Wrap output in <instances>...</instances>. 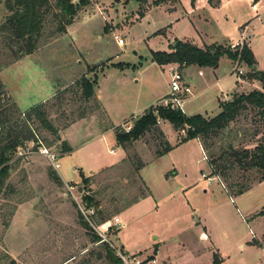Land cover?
<instances>
[{"label":"rangeland","instance_id":"1","mask_svg":"<svg viewBox=\"0 0 264 264\" xmlns=\"http://www.w3.org/2000/svg\"><path fill=\"white\" fill-rule=\"evenodd\" d=\"M219 2L198 0L197 22H191L179 19L183 9L194 5L190 0L166 2L176 4L175 9L152 8L140 20L136 0H90L63 34H54L57 23L52 9L38 41L37 49L42 50V55L36 57L39 60L29 57L14 67L9 64L21 57L19 45L0 31V78L17 107L31 109L61 88L64 94L51 99L43 109L58 134L76 121L88 119L64 134L72 150L65 156L56 151L60 165L57 172L31 142L12 158L0 192V247L14 218L12 229L5 233V245H37L36 251H29L36 255L24 258V264H108L104 243H94L97 236L90 227L82 226L81 220H85L67 196L65 185L61 180L55 183L49 173L81 186L84 193L79 199L84 205L86 196L92 198L98 205L94 224L119 218L126 206L146 194L140 174L149 190L148 198L121 213L120 242L114 241L116 229L111 231L114 236L108 237L114 245L122 243L128 252L150 249L149 254L156 247L158 261L167 256L178 264H209V237L219 255L215 254L222 259L220 264H264V215H258L264 212V184H258L264 172L242 170L229 156L230 150L251 152L264 142V119L256 109L247 107L225 129L179 143L158 160L152 154L154 149H163L159 146L161 140L154 131L145 133L124 145L125 157L119 164L86 178V183L77 177L79 169L88 165L96 168L100 162L113 163L121 156L119 152L117 156L110 153L115 147L112 133L84 151L83 143L95 138L102 127H111L121 117L138 113L152 98L169 90V78L152 62L151 52L165 51L171 37L182 40L203 36L233 49L228 43L239 42L240 29L250 24L245 45L251 48L258 70L264 73V4L221 0L219 6ZM253 5L258 7L256 12L251 9ZM6 16L4 0H0V26ZM257 16L260 19H255ZM158 32L162 33L156 35ZM115 37L124 44L118 45ZM232 64L224 56L215 71L189 68L195 97L184 102L185 115L201 114L210 119L218 114L223 96L228 95L230 102L254 90L248 84L251 80L247 79V84L240 80L252 69L240 63L242 75H237L232 73ZM46 69L52 81L46 79V71L42 73ZM82 73L93 84L101 109L92 98L85 99L77 85ZM8 97L4 90L0 109L6 110L1 115L8 120L5 134L9 128L22 127L21 111L12 109L14 104L7 101ZM159 108L152 107L154 112ZM135 120L127 124L133 127ZM117 128L123 131L121 125ZM163 128L170 144L175 145L177 135L170 124L165 123ZM30 129L50 152L61 147L60 139L56 141L37 121L30 123ZM140 165L144 166L139 169ZM168 172L174 175L171 181L165 178ZM240 188L250 190L237 197L228 193ZM146 255L139 256L152 259ZM10 262L0 248V264Z\"/></svg>","mask_w":264,"mask_h":264},{"label":"trees","instance_id":"2","mask_svg":"<svg viewBox=\"0 0 264 264\" xmlns=\"http://www.w3.org/2000/svg\"><path fill=\"white\" fill-rule=\"evenodd\" d=\"M89 1L90 0H77V3L74 4V0H4V6L8 12V16H6L5 22L0 26V31L6 35V39L19 45L18 55H30L38 48V41L41 38L47 17L52 9L56 11L53 12L52 15L57 23V29L54 34H63L65 33L66 28L73 22L77 12L81 8L88 5ZM136 1L139 4L138 17L142 18L148 5H151V7H157L168 1L171 2L172 0ZM190 1L191 4H193L195 0ZM258 1L259 0H253V2ZM159 33L162 32H158L156 35ZM169 49L170 52H151L152 62L158 66L178 64L180 66L183 65L185 68L189 66H197L199 68L215 69L222 57L225 56L232 61L237 60L239 57L240 63H244L247 67L252 69L249 76L245 78L251 81H258L261 84V90H253L248 94H241L230 102L220 104L219 113L210 119H206L201 115L188 117L180 112L164 108H159L156 112H154L151 107L141 116L136 118L132 129L128 133H123L121 130H118V128H115V140L117 145L124 147V145L130 144L131 142L143 137L145 133L154 131L157 134V138L161 140L159 146L161 144L163 147L160 151L156 149L155 155L156 157H161L168 153L171 150V147L164 140L162 133L157 129L158 118L162 121H167L177 133H180L181 130L185 131V137L182 138L179 136L180 142H186L189 139H196L199 136L207 137L212 132H218L225 129L228 124L234 121L241 111L247 109V107L256 109L258 111V115L264 119V73L256 70V61L251 50L246 45H244L239 52L237 49L232 50L224 44H212L210 46L199 48L188 42L174 40L173 45H170ZM19 58L20 57L15 59V61ZM77 85L80 86L84 98H92L97 103V107L100 109L99 104L95 99L93 84H91V82L82 75L77 81ZM4 90L5 88L0 80V99L4 97ZM63 92L64 89H60L53 98L59 94H64ZM8 100L11 99L8 97L7 101ZM50 101L51 100L36 105L26 112H20L22 116V127L18 130L13 127L9 128L6 134L4 132V125L8 122V120H6V118H1V115H3L6 110L4 112V110L0 109V192L2 184L5 178L8 177L9 171L11 170L9 163L19 149H24V145L28 142L34 143L36 149L40 146L44 147L41 141L36 138L34 131L30 129V123L32 121H37L42 129L48 131L55 137L56 141H58V129L54 127L48 119H46L45 111L43 110L45 105ZM15 107L16 106L14 104L12 109L17 110ZM60 152L63 154L69 153L71 152V149L65 142H62ZM229 156L232 163L238 165L242 170L258 169L264 172V142L256 146L251 152L247 150L240 152L230 150ZM141 167L143 166L140 165L139 169ZM49 177L55 183H60L59 177L54 174V172H50ZM81 178V181L86 183L87 179L84 177ZM262 181H264V175L261 177L260 182ZM249 190L250 189L247 188H240L234 193H230L229 191L228 193L231 196L237 197L243 195ZM146 195L147 194L142 196L140 199L146 197ZM84 199L88 208H94L95 211L98 209V205L92 200V198L86 196ZM140 199L132 201L123 210L137 203ZM96 214H98V211H96ZM258 215L262 216L264 215V212L261 211ZM97 222L98 224L96 225H100L106 222V220L102 219ZM81 223L84 228L89 229L87 223L82 220ZM99 241L100 239L96 237L94 243ZM104 253V258L108 264H120L119 260L114 256L112 250L106 244H104ZM212 259V264H220V259L216 254H213ZM148 260L151 259L148 258ZM14 263V261L10 262V264Z\"/></svg>","mask_w":264,"mask_h":264},{"label":"crops","instance_id":"3","mask_svg":"<svg viewBox=\"0 0 264 264\" xmlns=\"http://www.w3.org/2000/svg\"><path fill=\"white\" fill-rule=\"evenodd\" d=\"M246 1H248L249 3H251V2H253V0H246ZM168 4H170V1H168L167 2ZM175 3H177V0H175ZM220 3H221V0H220V2H219V6H220ZM254 3H257V4H264V0H259L258 2H254ZM150 4V3H149ZM176 5V4H175ZM174 4H173V6H170V5H165V4H163V5H160V6H157V7H165L166 8V10L167 11H171V10H174L175 9V6ZM191 5V4H190ZM197 6H198V0H196V2L194 3V5L192 6L191 5V8H188L187 10H182L181 12H180V15H181V17L179 18V19H183V18H187L189 21H191V22H197L196 21V19H195V16H196V14H197V12H198V9H197ZM157 7H146V11H145V13H144V16H145V14H146V12L148 11V10H150V9H152V8H157ZM139 8V7H138ZM258 8V7H257ZM138 12V11H137ZM143 16V17H144ZM142 17V18H143ZM142 18H137V20H140V19H142ZM239 26H241V25H239ZM238 26V27H239ZM174 40H178V39H176V38H174V37H171L169 40H167V48H166V50L165 51H158V52H170V49H169V46L170 45H173V41ZM209 39H206V38H203V36L201 37V36H199L198 38H193V39H186V38H184V39H182V40H179V41H181V42H188V43H190V44H192V45H197L196 47H199V48H203L204 46H210V45H212V44H219L218 42H213V41H208ZM198 42L200 43V42H202L200 45L198 44ZM238 43V41L236 40V41H233L232 43H228L229 45H231V46H235L236 44ZM227 44V43H226ZM248 48L251 50V48L248 46ZM252 52V51H251ZM40 55H42V50L39 48V49H37V50H35L32 54H30V55H24V56H21L17 61H15L14 63H12L11 65H10V67H14V66H16V65H19L20 63H21V61L22 60H25V59H27V58H29V57H31V58H33V59H37V60H39V58H36V57H38V56H40ZM223 58V57H222ZM221 58V59H222ZM225 59L231 64L233 61L232 60H230V59H228L227 57H225ZM220 61V60H219ZM170 65V64H169ZM168 65V66H169ZM233 65V64H232ZM168 66H158L161 70H162V72L163 71H165V74H167L166 73V70L165 69H167V67ZM9 67V68H10ZM195 68V69H201V70H205V69H210V70H213V71H215L216 69H213V68H199V67H197V66H189V67H186V68H184V78H185V81H186V83H187V85L190 87V83H191V77H190V72L188 71L189 70V68ZM48 68V67H47ZM49 69V68H48ZM48 69H46V70H44L42 73H44L45 71H46V73L45 74H47L45 77H46V79H48L49 81H52L53 80V78H51L50 76H49V74H50V69H49V71H48ZM256 69L258 70V68H257V66H256ZM259 71V70H258ZM49 72V73H48ZM85 73V72H84ZM84 73H82V74H84ZM199 73V72H198ZM0 74H1V70H0ZM82 76V75H81ZM84 76H86V74H84ZM168 76V75H167ZM0 80H1V78H0ZM169 80V79H168ZM240 80H241V82L242 83H244V84H247L248 83V81H247V79L245 80V78H243V77H240ZM2 82V84H3V86L5 85V83H3V81H1ZM251 83H248L249 85H252V87H254V90H260L261 89V84L258 82V81H255V80H252V81H250ZM47 83H48V81H47ZM6 86V85H5ZM4 86V88H5V91H6V93L8 94V96H9V98L11 99V101L16 105V107H17V104H16V102L12 99V97H11V94L8 92V90L6 89V87ZM48 87H50V85H48ZM54 88V87H53ZM191 88V87H190ZM61 89V88H60ZM50 90H52V88L50 89ZM191 91H192V88H191ZM168 92H169V90H167V91H165L164 93H162V94H160V95H158L157 97H154V98H152L151 99V101L149 102V103H147V105L146 106H144V107H140L141 109H140V111H138V113H132L131 115H125V117H121L120 119H119V121L115 124V125H113V126H108V127H102L101 129H100V131H99V133H98V135L95 137V138H93V139H90V140H88V141H86L85 143H83L82 145H81V147H82V149H83V151H84V149H88V147L90 146V145H92V144H94V142H98V141H101V140H104V138L106 137V135H107V133H112L113 134V143H114V145H115V147L114 148H112L111 150H114V154H111V155H113V156H117L118 155V152L120 153V157L115 161V162H113V163H110V162H100V163H98V166L96 167V168H94L93 166H91V165H88V167H86V169H77L78 170V176L77 177H84V178H88V177H91V176H93V175H96V174H98L99 172H101L102 170H104V169H106V168H109V167H111V166H115V165H117V164H119L123 159H124V154H125V152H124V147H121V146H119V145H117V143H116V140H115V132H114V130H115V128H117L118 126H120L121 124H123L124 122H126L127 120H130V119H136L137 117H139V116H141L145 111H147L148 109H150L151 107H153L161 98H163L164 96H166L167 94H168ZM192 93H193V91H192ZM54 95L55 94H53V93H51V94H49L45 99H43L42 101H41V103L40 104H42V103H45V102H47V101H49V100H51L53 97H54ZM94 95H95V99L97 100V102H98V104H99V107H100V109H101V104H100V102H99V98H98V96L95 94V92H94ZM193 95H194V93H193ZM195 97V96H194ZM39 105V104H38ZM18 108V107H17ZM19 109V108H18ZM20 110V109H19ZM28 110H30V109H28ZM28 110H20L21 112H26V111H28ZM218 110H219V108H218ZM220 111V110H219ZM219 111H218V113H219ZM194 115H201V114H194ZM194 115H186V116H188V117H190V116H194ZM202 117H204V118H206V116H203V115H201ZM88 119H81V120H78V121H76L75 123H73V124H71L69 127H67L66 129H64L63 131H60L59 132V134H58V136H59V139H60V141L58 142V144L59 145H61V143L62 142H65L67 145H68V147L70 148V146H69V142H68V139L66 138V136L64 135L66 132H68V130H70V129H72L73 127H75L76 125H78V122H80V121H87ZM165 123H168V122H161V124H159V125H157V129L162 133V135H163V137H164V140L168 143V145L171 147V150L169 151V152H171L173 149H174V147L175 146H177L179 143H184V142H180V140H179V136H178V134H177V132H175V130L173 129V127H172V129L174 130V132H175V134L177 135V139H176V144L174 145H171L170 144V141L168 140V135L166 134V131L164 130V128H163V126H164V124ZM146 134H148L149 135V133H146ZM144 137V136H143ZM154 141V140H153ZM152 140L150 141V142H153ZM61 148V147H60ZM60 148H57L55 151H59V155L60 156H65V155H67L68 153H65V154H63V153H61L60 152ZM155 148V147H154ZM71 149V148H70ZM72 150V149H71ZM110 150V151H111ZM155 149H154V155L152 154V158L154 159V160H158V159H162L164 156H166L168 153H166L165 155H163V156H161V157H156V155H155ZM58 153V152H57ZM70 153V152H69ZM145 165V164H144ZM143 165V166H144ZM60 168V165L58 164V169ZM57 169V170H58ZM74 170H75V168H73ZM57 172V171H56ZM138 176H139V178L141 179V181H142V183H143V185H144V187H145V189H146V197H144V198H142V199H140L137 203H135V204H133V205H131L130 207H132V206H135V205H137V204H139V202H142V201H144V200H147V196L149 195V190H148V188H147V186L145 185V183H144V180H143V178L140 176V174H138ZM58 177L60 178V180H61V182L63 183V184H66V183H70V182H65L59 175H58ZM174 177V175L172 174V175H170L169 174V172L165 175V178H166V180H168V181H171V179ZM81 179L82 178H79V182H81ZM212 179H215L216 180V177H214V178H212ZM168 181H165V182H168ZM258 184H264V181H262V182H259ZM130 207H128V208H130ZM127 208V209H128ZM127 209H125V210H127ZM125 210H123V211H121V213L122 212H124ZM121 213H120V215H121ZM120 215H119V221H120ZM13 221H14V218H13V220L11 221V223L9 224V227L6 229V231H8V230H10V229H12V226H13ZM121 224V223H120ZM6 231L4 232V234H3V236H2V240H1V250L3 251V253L7 256V257H9V259H10V261H14L15 263H17V264H24V262H23V259L24 258H29V256L30 255H32V256H35L36 255V252L35 253H30L29 251H36L37 250V248H36V244L35 245H28V244H26V243H22L21 244V246H18V245H16V246H8V245H5V243H4V240H5V233H6ZM117 235H115L114 236V241H115V244L119 241L120 242V239H121V231H120V228L117 230V233H116ZM205 235V234H204ZM206 236V238H207V235H205ZM208 239V244L206 245V247H207V259L209 260V264H212V257H213V254H215V251L217 252V250L215 249V247L213 246V245H211V241H210V239H209V237L207 238ZM118 247H120L122 250H124L125 252H128V251H126L124 248V245L121 243V246L120 245H117ZM150 249H139V250H134V251H129L128 253H131V254H136V255H141L142 256V254H148V255H146V257L147 256H153L154 254V257H155V259H156V255L157 254H159V251H158V248H154V249H152V253L151 254H149V253H147L148 251H149ZM155 251H156V253H155ZM209 254V255H208ZM216 254H218V252L216 253ZM219 255V254H218ZM219 259H220V263H221V261H222V259H221V257L219 256ZM156 262H157V264H178L177 262H176V260H174V259H171L170 257H167V256H161V258H160V260L158 261V260H156ZM66 263H68V261H64L63 263H61V264H66Z\"/></svg>","mask_w":264,"mask_h":264},{"label":"built area","instance_id":"4","mask_svg":"<svg viewBox=\"0 0 264 264\" xmlns=\"http://www.w3.org/2000/svg\"><path fill=\"white\" fill-rule=\"evenodd\" d=\"M251 9L252 11L256 12L258 10L257 5H253ZM255 19H260V16L255 17ZM249 29H250V24L240 29L239 42L235 46H232L233 48L232 50L237 49L239 52L241 51V49L244 47L245 43L249 38L248 36ZM115 40L118 45L124 44V41L118 37H115ZM239 65L240 62L238 57L237 60L233 61L232 73H237V75H242V70L240 69ZM184 68L185 67L183 65L180 66L178 64H170L167 67L166 73L169 78V92L166 96L161 98L153 107L158 106L160 108L169 109L184 114V110H183L184 102L188 99L194 98L191 88L187 85L185 81L183 75ZM198 75L201 76L202 73L199 72ZM228 99H229L228 95H225L221 98V101L225 103L228 101ZM130 120H127L126 122L121 124L123 133H128L132 129V126H129V124H127V122H129ZM161 122L162 120L158 118L157 125L161 124ZM179 136L182 138L185 137L186 136L185 131L181 130ZM37 150L38 153L43 157H45L50 162L52 167L57 171L58 164L56 160L59 157L57 152L56 151L50 152L43 146L38 147ZM110 153L114 154V150H111ZM204 159H206V157H204ZM202 176L205 177L204 175ZM64 185L67 196H70L72 200L75 202V204L77 205L80 211V214L85 220V223H87V225L94 231L95 235L100 238V241L106 244L112 250L114 256L119 260L120 264H157L154 256H152L151 260H148V258L145 257L142 258L139 255L125 252L120 247L114 245L113 242H111V240L108 237L109 235L112 237L114 236V233L113 232L111 233L113 229L118 230L121 227L119 219L115 217L112 219L110 223L104 222L100 225L94 224L92 220L96 213L95 209L88 208L86 205H84L83 200L81 201L79 199V197L84 193L83 188L79 185H71L70 183H66ZM101 227H106V228L104 230L103 229L101 230Z\"/></svg>","mask_w":264,"mask_h":264},{"label":"water","instance_id":"5","mask_svg":"<svg viewBox=\"0 0 264 264\" xmlns=\"http://www.w3.org/2000/svg\"><path fill=\"white\" fill-rule=\"evenodd\" d=\"M77 3V1H74V4Z\"/></svg>","mask_w":264,"mask_h":264}]
</instances>
